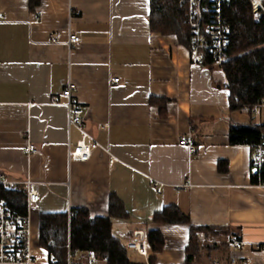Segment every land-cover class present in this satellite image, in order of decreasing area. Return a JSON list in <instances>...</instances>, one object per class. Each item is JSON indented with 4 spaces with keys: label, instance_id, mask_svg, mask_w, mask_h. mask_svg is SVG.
Returning a JSON list of instances; mask_svg holds the SVG:
<instances>
[{
    "label": "crops",
    "instance_id": "crops-1",
    "mask_svg": "<svg viewBox=\"0 0 264 264\" xmlns=\"http://www.w3.org/2000/svg\"><path fill=\"white\" fill-rule=\"evenodd\" d=\"M149 14V0H38L32 9L30 0H0V175L36 184L39 199L30 209L35 264H49L39 245L41 215L69 217L85 208L91 217H107L112 195L127 214L111 219L124 246L144 243L151 230L165 241L159 253L147 249L146 256L127 249L133 264L150 258L185 264L190 226L227 232L199 233L206 249L193 264L232 258L264 264V184L252 182L251 148L230 143L232 125H264V107L230 111L220 66L193 65L186 45L151 32ZM70 35L79 38L74 46ZM68 80L76 86L82 126L99 146L86 162L68 158L81 139L62 105ZM183 139L194 140V154ZM166 206L190 223L152 222ZM232 239L243 247L233 249ZM89 259L87 253L75 258Z\"/></svg>",
    "mask_w": 264,
    "mask_h": 264
},
{
    "label": "trees",
    "instance_id": "trees-1",
    "mask_svg": "<svg viewBox=\"0 0 264 264\" xmlns=\"http://www.w3.org/2000/svg\"><path fill=\"white\" fill-rule=\"evenodd\" d=\"M38 0H30L31 9ZM150 30L161 35H173L179 44L188 45V27L185 23V8L179 0H149ZM231 26L228 38L227 61L220 65L229 91V110H246L251 113L264 102V15L253 16L248 0H231L230 7L223 12ZM264 137V125H232L230 143L251 146ZM252 150V149H251ZM253 183L264 184V160L259 176L252 177ZM0 201L8 211L23 216L26 214L27 199L20 188L9 189L0 185ZM126 219L123 205L115 196L109 197L108 216L91 217L85 208L67 214H44L39 222V245L49 255L64 264L67 244L72 251L87 253L95 261L104 264H133L127 256V247L113 234L111 219ZM156 224H186L189 219L175 206H166L153 216ZM199 233L206 237L227 234L216 228H189V242L185 249V264H193L206 249L199 241ZM238 240V239H237ZM144 244L154 253H159L165 241L157 230L148 231ZM154 264L152 258L148 261Z\"/></svg>",
    "mask_w": 264,
    "mask_h": 264
},
{
    "label": "built area",
    "instance_id": "built-area-1",
    "mask_svg": "<svg viewBox=\"0 0 264 264\" xmlns=\"http://www.w3.org/2000/svg\"><path fill=\"white\" fill-rule=\"evenodd\" d=\"M253 16L257 19L264 15V0H248ZM179 4L185 8V23L188 27V55L193 65L199 67L220 66L227 61L228 38L231 26L223 15L224 10L230 7L231 0H179ZM79 42L76 35H70L68 45L74 46ZM114 83L118 79L112 80ZM76 86L68 80L62 90L68 116V126L77 129L81 133V139L74 148L68 150V158L74 162H86L98 144L90 137L82 126L83 110L75 98ZM264 107V102L256 108ZM255 108V109H256ZM101 125V129H105ZM188 148L189 153H195V142L192 139H183L179 142ZM252 149V176H259L264 160V137L258 144L251 146ZM28 154L34 153L33 145L26 148ZM117 160L111 159L112 165ZM0 185L9 189L20 188L26 195V214L15 215L8 211L5 204L0 201V264H35L36 259L30 247V209L38 202L39 196L36 184L30 180L23 182L7 181L0 175ZM155 191L160 193L161 187L154 184ZM230 245L233 249H241L243 242L232 239ZM127 249L136 250L140 255L146 256L147 248L142 242H131ZM67 254L64 264H95L94 259L85 263L75 260L78 252L72 251L69 244L66 246ZM259 250L264 254V244ZM49 264H61L58 258L49 255ZM229 264H248L243 260L232 258Z\"/></svg>",
    "mask_w": 264,
    "mask_h": 264
}]
</instances>
